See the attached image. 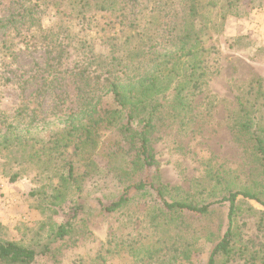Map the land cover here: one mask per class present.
<instances>
[{"label":"rangeland","instance_id":"rangeland-1","mask_svg":"<svg viewBox=\"0 0 264 264\" xmlns=\"http://www.w3.org/2000/svg\"><path fill=\"white\" fill-rule=\"evenodd\" d=\"M174 1L69 0L70 8L63 9L53 0H0V236L35 248L47 242L51 227L63 224L74 206L82 205L86 211L73 221L70 234L52 243V251L35 264H207L224 234L227 204L214 205L206 215L192 218L183 232L165 226L154 229L158 230L154 235L149 231V196H137L120 213L98 215L97 200L115 199L120 190L110 184L100 188L89 180L79 195L64 190L63 199L49 206L57 184L53 168L59 163L47 170L37 159L42 156H33L64 127V115L78 111L79 92L99 95L103 109H114L104 91L106 81L125 77L130 66H137L142 74L158 54L174 46L189 18ZM233 2L232 18L227 17L223 31L220 27L215 33L209 23L203 29L205 21L217 22V7H205L194 21L204 46L212 47L213 52L205 58L207 73L202 86L196 91L189 88L186 101L191 119L187 122L183 114H162L164 119L150 134L160 181L176 198L209 202L227 188H246L252 182L264 197V174L252 142L236 131L241 122L239 101H253L257 82L264 92V0ZM170 96L167 92L157 100L170 101ZM25 102L36 114L28 112L29 117L23 118L22 124L29 123L32 130L26 140L17 143L8 128L17 133L14 118ZM257 103L264 104V99ZM258 113L262 124L264 107ZM115 132L100 131L90 158L103 170L118 160L115 154L107 157L119 149ZM4 137L9 141L7 149ZM120 146L124 158L133 160L135 151H127V143ZM72 153L69 148L62 159ZM210 170L224 178L222 185L209 181ZM141 175L139 172L137 178ZM239 208L237 219L245 223L244 232L252 237L263 208L249 200H241ZM184 241L193 243L189 259L170 260L164 246ZM130 247L143 261L135 262L134 255L127 253ZM151 247L154 252L148 250Z\"/></svg>","mask_w":264,"mask_h":264},{"label":"trees","instance_id":"trees-1","mask_svg":"<svg viewBox=\"0 0 264 264\" xmlns=\"http://www.w3.org/2000/svg\"><path fill=\"white\" fill-rule=\"evenodd\" d=\"M218 1L175 0L173 3L178 4L183 14L189 18L185 19L188 23L183 24V29L173 43L174 46L158 54L142 74L137 66H130L131 69L127 68L125 71V74L128 73L125 77L117 76L106 81L104 91L112 100L114 109H103L99 95H91L88 90L79 92L78 111L66 113L62 122L64 127L46 145L36 149L33 156L40 154L42 157L37 159L41 160V166L47 170L52 163H59L53 168L57 184L54 186V194L49 197L51 200L49 206H53V201L63 199L64 190L71 189L74 194L79 195L88 180L99 184L100 188L110 184L120 191L115 199L97 200L98 215L120 213L125 211L137 196H149L152 199L149 231L153 235L158 233V230L154 229L165 226H169L170 229L174 226L183 232L188 228L192 218L206 215L214 205L227 204V226L224 234L213 247L207 264H264V201L262 200L264 197L257 184L252 182L246 188L236 190L227 188L224 190L227 191L226 193L218 197L212 196L209 202H196L187 198H176V195L170 196L169 191L160 181L157 162L151 147L150 134L157 123L164 119L162 114H171L175 117L183 114L182 119H186L187 122L191 119L188 113L190 103L186 101L189 88L191 91H196L202 86L207 73L205 58L213 52L212 47L204 46L202 33L200 29L194 28V21L205 7H217V12L219 11L217 22L207 20L203 23V29L209 23V29L215 33L219 32L216 29L220 27L223 31L227 17L233 15L235 3L233 0H221L217 3ZM52 3L57 8L58 5L63 9L69 6V0H53ZM64 13L68 14L63 11ZM146 32V37L150 35V38L151 34ZM84 80L90 81L88 76H85ZM254 89L252 102L240 100L238 103L241 122L237 124L236 131L240 136H248L252 142L255 160L262 169L261 173L264 174V120L260 124L258 120L263 118L257 115L260 108L264 107V104L257 103V100L264 99V92L258 82ZM167 92L171 94L170 101L161 103L157 100L159 95L163 96ZM166 108L168 112L165 111ZM28 112L36 114V110L29 111L28 103H22L14 118L17 119V133L12 132V127L8 128L13 134V141L17 143L26 140L32 130L29 123L22 124L23 118L29 117ZM19 125L22 127L19 128ZM107 129H115L119 148L117 152L107 153V157H114L115 154L118 160L111 161L103 170L90 158L98 145L100 131ZM123 142L129 145L127 151L130 149L135 151L133 160L124 158L125 154L120 146ZM3 143L7 149L8 138L4 137ZM69 148L73 149L72 156L62 159ZM139 172L143 175L137 178ZM208 173L210 182L222 185L221 181L224 179L222 176L212 170ZM241 200L254 201L263 208L256 219L255 234L252 237L245 234V223L237 219ZM80 213H86L82 205L70 209L63 224L51 227L47 242L38 244L35 248L5 240L0 236V264H35L40 256L52 251V243L62 241L70 234L74 227L73 221ZM158 218L162 220L157 223ZM159 233L163 232L159 231ZM192 245L193 243L185 241L178 244L174 242L170 246L165 245L164 250L170 260L180 258L187 261ZM148 250L154 252L155 249L151 247ZM133 252L134 247H130L127 251L131 256L134 255ZM134 257L135 262L143 261L138 260L139 255ZM101 260L103 262V259Z\"/></svg>","mask_w":264,"mask_h":264},{"label":"crops","instance_id":"crops-1","mask_svg":"<svg viewBox=\"0 0 264 264\" xmlns=\"http://www.w3.org/2000/svg\"><path fill=\"white\" fill-rule=\"evenodd\" d=\"M230 18H232V15H230L229 17H228V19H230ZM239 20H241V19H239ZM239 23H240V21H239ZM227 24H230V22H227ZM262 25H264V24H262ZM247 25L245 24V27H246ZM254 26H251L250 27V29H252V30H254L255 31V29L253 28ZM264 27V26H263ZM246 29H249V28H246ZM256 32V31H255ZM259 32H262V28L260 29V31ZM264 33V32H263ZM263 33H262V35H263ZM264 36V35H263ZM251 49V48H250ZM251 51H255L254 49H251Z\"/></svg>","mask_w":264,"mask_h":264}]
</instances>
